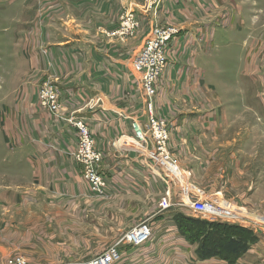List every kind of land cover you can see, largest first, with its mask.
I'll return each instance as SVG.
<instances>
[{"label": "crops", "instance_id": "obj_1", "mask_svg": "<svg viewBox=\"0 0 264 264\" xmlns=\"http://www.w3.org/2000/svg\"><path fill=\"white\" fill-rule=\"evenodd\" d=\"M174 1V8H179L166 0L154 13L145 11L143 0H92L90 29L52 35L48 23L45 42L44 34L40 38L28 32L33 23L28 21L26 34L11 32L10 42L8 37L0 39V52L8 49L0 53V60L6 56L1 64L9 69L6 80L0 82V126L4 125L10 138L11 169H18L16 154L22 151L28 179L42 188L56 189L60 199L76 198L89 188L94 215L108 217L113 238L140 222L151 224L150 242L132 251L122 246V259L114 264L163 263L167 258L171 263L190 264L189 256L195 257L194 246L184 241L173 220L166 217L178 211L189 216V210L159 208L168 188L173 189L176 201L185 192L154 172L156 160L150 151L127 142L135 135L133 123L148 118L147 99L133 61L155 24L180 28L168 48L167 69L157 82L154 109L170 128L171 151L182 168L192 172L190 184L198 191L194 196L221 195L254 210L259 209L258 201H264V170H260L264 154L260 156L258 134L227 125L226 106L207 77L212 45H220L218 28L238 31L231 22L233 16L224 11L225 15L218 13L224 21L213 20L212 5L218 0ZM124 10L135 11L139 27L129 36L110 37L107 31L120 28ZM47 80L57 85L65 104L58 114L40 104L39 90ZM69 118L86 122L97 150L104 155L101 169L108 179L106 196H98L84 180L82 165L74 157L78 129ZM155 214H160L156 220L146 219ZM217 262L208 259L202 264H222Z\"/></svg>", "mask_w": 264, "mask_h": 264}, {"label": "rangeland", "instance_id": "obj_2", "mask_svg": "<svg viewBox=\"0 0 264 264\" xmlns=\"http://www.w3.org/2000/svg\"><path fill=\"white\" fill-rule=\"evenodd\" d=\"M143 1L142 7L145 11L152 10L154 13H157V8L166 2V0ZM90 2L92 0H0V32H2L0 39L8 37L7 42H10L11 32H15L18 36L26 34L29 28L28 21L33 22L31 26L33 28H29L28 32L34 31V35H39L40 38L44 34L45 42L49 36L48 23H51L53 28L52 35L56 32L62 35L75 33V30L80 27L90 29ZM173 2L174 8L176 1L173 0ZM217 2L212 5L216 11V14L212 13L213 20L217 17L216 20L220 23L224 19L221 20L218 13L225 15L224 11L229 12V15L233 16L231 22L238 31L218 28V34L221 37L218 41L220 45H214V47L212 45L211 53L213 54L210 56L211 64L207 71L208 81L215 85L226 106L227 125L238 129H250L258 134L255 138L259 141L261 156L264 154V0H218ZM127 12L128 10H124L121 13L119 25ZM137 20L140 23L138 18ZM155 26L180 29L173 24H155L153 27ZM113 31L115 30L107 32ZM38 41L40 39L37 38L36 42ZM5 49L7 52V47ZM4 50L1 52H5ZM2 56L0 82L5 79V73L9 70L6 65L1 64L6 60V56L4 54ZM47 82L52 83L49 80L44 81L41 87ZM61 100H63L62 96ZM0 127L3 128V131L0 129V264L16 255H23L34 264L64 261L89 262L112 246L111 243L117 235L118 241L121 239L127 231L122 234L117 232L113 238L108 217L94 215L96 211L93 212V205L88 202L89 188L86 194H79L76 198L60 199L56 189L42 188L41 185L31 182L32 179H28L25 152L19 151L20 149L16 154L19 158L18 169L12 170L10 138L6 136L8 132L4 125ZM19 142L24 141L19 138ZM11 146L14 147V144ZM260 170L264 169L260 168ZM83 177H85L84 174ZM182 181L186 187L185 192L196 191L188 181V176L182 177ZM53 187L58 188L56 185ZM208 199L214 202L228 201L236 211L239 209L248 213L247 219L225 220L221 223L237 226L238 229L232 231L250 240L248 251L236 260H227L223 256L209 259L222 264H264V227L261 224L264 222V201H258L256 208L259 209L254 210L247 205L239 204L238 201L224 199L221 195ZM184 201L188 205L183 204L178 207L187 208L189 217L197 219L200 223L206 222L203 227L207 226L209 219L195 213L189 206L190 201L187 197ZM250 202L247 203L250 204ZM253 204L256 205V201H253ZM181 214L186 215L178 211L166 217L173 220L184 241L189 246H194L195 257L190 259L189 256L190 264H202V261L208 259L198 257L196 250L198 243L191 239V233L198 232V225H191L188 220L180 216ZM159 215L155 214L146 219L156 220ZM147 243L135 247L125 246L127 251H132ZM146 264L182 263H171L167 258V260L163 259V263L149 260Z\"/></svg>", "mask_w": 264, "mask_h": 264}, {"label": "built area", "instance_id": "obj_3", "mask_svg": "<svg viewBox=\"0 0 264 264\" xmlns=\"http://www.w3.org/2000/svg\"><path fill=\"white\" fill-rule=\"evenodd\" d=\"M138 16L134 11H128L119 29L107 34L122 37L131 35L139 26ZM180 32L176 27H159L151 29L148 37L136 54L133 61V70L139 77L144 95L147 99L148 118L146 122L135 121L133 128L134 138L127 140L139 149L148 150L155 157L156 164L152 166L154 172L164 179L168 184H178L185 192V185L182 177H192V172L183 169L179 159L170 149V128L155 112L154 99L158 92L157 82L165 73L168 66V48L174 37ZM40 102L43 108L51 113L58 114L65 108L61 94L55 84L44 83L40 89ZM78 129L79 143L74 153L75 159L82 165L85 179L92 190L98 196H106L108 179L102 172L101 163L103 154L97 150L95 139L89 126L80 118H69ZM152 150V151H151ZM191 183V182H190ZM193 185V184H192ZM184 197L190 201L189 206L198 214L204 215L209 221L223 222L233 219H247L248 213L232 206L230 202H214L208 198H198L193 191L185 192ZM182 200H175L173 189L168 188L159 202L160 211H167L174 206H182L188 203ZM241 211V212H240ZM264 227V222L261 223ZM152 226L148 221L141 222L127 231L119 241L110 246L105 252L89 262L64 261V262H43L36 264H114L122 259L121 247L125 245L141 246L152 239ZM3 264H34L23 255H16L8 258Z\"/></svg>", "mask_w": 264, "mask_h": 264}, {"label": "trees", "instance_id": "obj_4", "mask_svg": "<svg viewBox=\"0 0 264 264\" xmlns=\"http://www.w3.org/2000/svg\"><path fill=\"white\" fill-rule=\"evenodd\" d=\"M191 225H198L196 234L191 233V239L198 243L197 255L200 259L223 256L227 260H236L249 249L250 240L233 232L237 226L210 221L207 226L193 217L181 214ZM193 226V227H194ZM233 230V231H232Z\"/></svg>", "mask_w": 264, "mask_h": 264}]
</instances>
